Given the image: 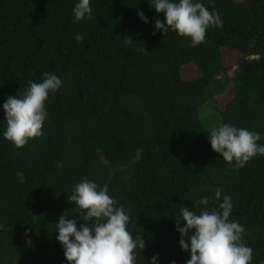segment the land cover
<instances>
[{
	"label": "trees",
	"instance_id": "trees-1",
	"mask_svg": "<svg viewBox=\"0 0 264 264\" xmlns=\"http://www.w3.org/2000/svg\"><path fill=\"white\" fill-rule=\"evenodd\" d=\"M77 2L0 0V105L45 72L64 81L46 102L43 136L22 148L4 139L0 107V264H68L55 224L65 211L86 223L69 199L84 178L129 210L146 245L136 264L155 254L186 264L179 206L199 214L216 188L232 197L230 220L261 264L264 156L230 168L208 134L228 123L264 135V0H200L223 26L196 47L154 28L164 15L151 0H90L91 18L74 22Z\"/></svg>",
	"mask_w": 264,
	"mask_h": 264
},
{
	"label": "clouds",
	"instance_id": "clouds-1",
	"mask_svg": "<svg viewBox=\"0 0 264 264\" xmlns=\"http://www.w3.org/2000/svg\"><path fill=\"white\" fill-rule=\"evenodd\" d=\"M150 5L164 15V21L155 20L154 28L163 35L173 31L181 37H188L192 47L206 42L210 27L223 26L219 12L209 10L200 0H151ZM73 15L74 22L90 19V0H78ZM137 15L143 23H149L142 11ZM75 39L79 42L83 37L77 35ZM63 84L57 75L45 72L40 82L30 80L22 93L8 95L0 105L7 125L3 131L4 139L22 148L29 140L42 137L49 116L46 102ZM208 138L211 149L230 168L240 169L252 158L264 156V144L259 143L264 135L258 131L220 123L211 129ZM69 199L84 211L81 218L86 223L78 228L77 220L69 218L65 211L55 224L56 239L68 264H136V250L142 252L145 241L140 234L134 235L129 230V210L117 206L118 201L109 195L107 184L100 186L84 178L74 186ZM212 200L216 207L209 210L207 206ZM199 204L204 206L199 214L183 204L179 206L176 228L181 237V250L190 252L186 264H252L253 249L243 242L245 228L239 221L230 220L232 197L224 194L222 188H216L214 196L202 197ZM181 221L185 222L182 226ZM146 261L147 264H159V254Z\"/></svg>",
	"mask_w": 264,
	"mask_h": 264
},
{
	"label": "rangeland",
	"instance_id": "rangeland-1",
	"mask_svg": "<svg viewBox=\"0 0 264 264\" xmlns=\"http://www.w3.org/2000/svg\"><path fill=\"white\" fill-rule=\"evenodd\" d=\"M231 60H232V59H230V61H231ZM220 105H221V103H220ZM220 105H219V106H220Z\"/></svg>",
	"mask_w": 264,
	"mask_h": 264
}]
</instances>
